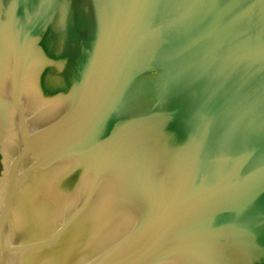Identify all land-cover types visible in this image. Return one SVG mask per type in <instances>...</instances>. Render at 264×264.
<instances>
[{"label":"water","instance_id":"water-1","mask_svg":"<svg viewBox=\"0 0 264 264\" xmlns=\"http://www.w3.org/2000/svg\"><path fill=\"white\" fill-rule=\"evenodd\" d=\"M0 264H264V0H0Z\"/></svg>","mask_w":264,"mask_h":264}]
</instances>
